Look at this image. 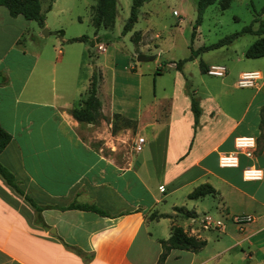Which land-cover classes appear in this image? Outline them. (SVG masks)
I'll use <instances>...</instances> for the list:
<instances>
[{"label":"crops","instance_id":"crops-1","mask_svg":"<svg viewBox=\"0 0 264 264\" xmlns=\"http://www.w3.org/2000/svg\"><path fill=\"white\" fill-rule=\"evenodd\" d=\"M56 2L39 0L42 26L0 4V125L10 134L0 163L42 206L36 222L33 206L0 176V264H264V129L258 128L264 75L254 69L259 78L252 90L229 111L216 103L199 106L193 127L186 95L178 102L168 94L165 107L142 101L140 72L113 60L107 89L96 70L99 116L78 121L70 110L81 106L89 84L88 49L68 41L80 33L67 32L65 9ZM43 27L53 32L44 35ZM93 39L97 50L105 49L99 35ZM117 71L133 80L122 98L114 88ZM240 135L255 138L249 155L234 147ZM137 136L144 142L135 151ZM222 153H236V164H218ZM249 166L261 176L245 180L242 169ZM202 182L215 191L188 198ZM69 202L106 213L58 208ZM178 205L195 216H183L173 208ZM241 213L252 219L239 226L230 217ZM173 225L205 242L196 250L169 248L157 262L159 239Z\"/></svg>","mask_w":264,"mask_h":264},{"label":"rangeland","instance_id":"rangeland-1","mask_svg":"<svg viewBox=\"0 0 264 264\" xmlns=\"http://www.w3.org/2000/svg\"><path fill=\"white\" fill-rule=\"evenodd\" d=\"M56 3L65 9L62 22L67 32L85 34L93 42L94 34L100 36L104 50H97L88 40L82 43L90 52L88 60L91 71L93 69L96 73L97 70L101 74V88L107 89L110 85V67L114 60L117 68L124 63L130 72L134 68L140 72L142 101H162L161 106L165 107L168 99L163 100V97L171 94L178 102L186 95L185 101L188 103L187 91L191 90L199 106L216 103L229 111L236 104L244 102L253 88L237 84L238 72L257 69L264 75V55L254 58L243 55V50L256 34L242 33L228 44L210 46L223 36L240 30L245 24L251 23L255 28L257 21H252V18L256 13H259L264 24V9L261 11L264 0H230L223 9L217 2L212 3L204 8L198 22L195 0H143L137 7L132 27L124 33L121 27L131 0H116L113 23L107 27L100 26L96 32L90 23V7L94 0H57ZM137 54L146 57L137 59ZM185 57L189 58L182 62V67L175 68V60ZM198 60L223 64L225 74L215 76L201 71ZM94 64L98 68L95 69ZM156 68L160 69L159 74L154 73ZM125 75L119 71L115 73L114 88L118 98L123 97L126 86H133V80ZM235 262L232 264H246V260Z\"/></svg>","mask_w":264,"mask_h":264},{"label":"trees","instance_id":"trees-1","mask_svg":"<svg viewBox=\"0 0 264 264\" xmlns=\"http://www.w3.org/2000/svg\"><path fill=\"white\" fill-rule=\"evenodd\" d=\"M115 1L116 0H94V3L90 7V23L94 28V32H96V30L100 26L107 27L113 23L115 16ZM142 1L143 0H131L128 14L121 27L122 33L126 32L132 27L134 21L136 20L137 7L141 4ZM229 1L230 0H195V9L197 13L196 22L199 21L201 13L207 5L217 2L220 9H223L228 5ZM0 4L3 5L7 9V12L12 16L20 14L25 19L35 20L40 26L43 25L44 14L39 9V0H0ZM47 7H49V3L47 4ZM263 9L264 5L261 8V11ZM252 21H257V26L255 28H252L251 23L245 24L240 28V30L223 36L216 42L212 43L210 46L228 44L234 37L239 34L253 33L257 36L245 47V49L243 50V55L250 58L263 56L264 24L261 18H259V13H256V15L252 18ZM57 31H61V29H58ZM73 40L87 41L88 38L85 34H79L68 38V41ZM95 40H98L97 37ZM88 42L90 44H93V40H88ZM88 55H90L89 51ZM188 58L189 57H185L175 60V62L173 61L175 68L180 69L182 62ZM198 66L201 71H205L206 65L202 60H198ZM158 71L159 68H156L154 70V73H158ZM96 80V73L92 69L89 78V84L86 89L85 95L82 98L81 106L79 108H72L70 110L72 116L78 121H90L99 116L100 102L95 95ZM187 94L189 99V109L192 113L193 118V127H195L198 122L200 107L197 103L196 98L193 96V92L191 90H188ZM258 116V128L261 130L264 129V105L259 107ZM116 118L117 114L114 113L113 119ZM121 122L124 125H129L131 123L128 119H121ZM115 123V120L111 122L112 131L115 128ZM9 138L10 134L0 125V150L9 140ZM0 176L5 180L6 183L11 185L16 192L21 194L33 206L34 210L36 211L34 220L36 222L39 221V214H37V212L42 208V206L37 205L28 195L22 192V190L18 187L16 181L14 180L11 172L1 163ZM214 191L215 189L208 182H202L192 187L191 190L186 193V196L188 198H197L205 194L213 193ZM58 208L89 209L99 214L106 213L105 210L101 209L100 207L89 203L69 202L66 205L58 206ZM173 208L183 216H195V212L192 209H187L183 205L174 206ZM159 241L161 243L162 249L157 257V262H161L164 259L169 248L177 247L196 250L205 242L204 239L197 238L193 235H187L179 225L171 226L169 236L166 239H159Z\"/></svg>","mask_w":264,"mask_h":264},{"label":"built area","instance_id":"built-area-1","mask_svg":"<svg viewBox=\"0 0 264 264\" xmlns=\"http://www.w3.org/2000/svg\"><path fill=\"white\" fill-rule=\"evenodd\" d=\"M205 72L210 75H215V76H221L225 72V66L223 64H210L206 67ZM259 78V73L256 70H248V71H242L239 74V77L237 78V84L239 86H249L252 85L255 80ZM247 137H253L251 135H240L236 136L234 138V147L236 148V151L242 152L245 155L250 154V146L247 141L244 138ZM238 138H240L239 143H238ZM144 142V137L143 136H137L132 144L131 147L135 151H138L142 147V143ZM218 164L220 165H235L236 164V153H222L218 155L217 158ZM248 173V179L252 178H259L261 176V170L256 167H244L242 169V176L245 178V173ZM231 221L237 225H241L244 222L250 221L252 219V216L248 213H241V214H233L230 217ZM211 222V221H210ZM215 226H218L219 228L224 227L223 222H215Z\"/></svg>","mask_w":264,"mask_h":264},{"label":"clouds","instance_id":"clouds-1","mask_svg":"<svg viewBox=\"0 0 264 264\" xmlns=\"http://www.w3.org/2000/svg\"><path fill=\"white\" fill-rule=\"evenodd\" d=\"M244 139L247 141V143L250 146L255 147V138L254 137H247V138H244ZM239 140H240V138H238V143H239ZM247 179H248V173L246 172L245 173V180H247Z\"/></svg>","mask_w":264,"mask_h":264},{"label":"water","instance_id":"water-1","mask_svg":"<svg viewBox=\"0 0 264 264\" xmlns=\"http://www.w3.org/2000/svg\"><path fill=\"white\" fill-rule=\"evenodd\" d=\"M48 32H53V31H49L44 27L41 30V33L44 35L47 34ZM144 57H145V55H143V54H137V56H136L137 59H143Z\"/></svg>","mask_w":264,"mask_h":264}]
</instances>
